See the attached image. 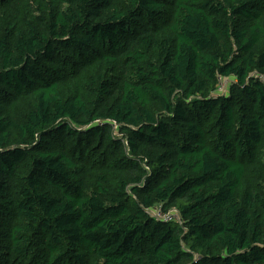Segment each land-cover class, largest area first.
Listing matches in <instances>:
<instances>
[{
    "label": "trees",
    "instance_id": "1",
    "mask_svg": "<svg viewBox=\"0 0 264 264\" xmlns=\"http://www.w3.org/2000/svg\"><path fill=\"white\" fill-rule=\"evenodd\" d=\"M0 264H264V0H0Z\"/></svg>",
    "mask_w": 264,
    "mask_h": 264
},
{
    "label": "built area",
    "instance_id": "2",
    "mask_svg": "<svg viewBox=\"0 0 264 264\" xmlns=\"http://www.w3.org/2000/svg\"><path fill=\"white\" fill-rule=\"evenodd\" d=\"M150 215L163 223L180 221L179 213L176 210L164 211L162 207H156L149 210Z\"/></svg>",
    "mask_w": 264,
    "mask_h": 264
},
{
    "label": "rangeland",
    "instance_id": "3",
    "mask_svg": "<svg viewBox=\"0 0 264 264\" xmlns=\"http://www.w3.org/2000/svg\"><path fill=\"white\" fill-rule=\"evenodd\" d=\"M232 80L231 79H220V85H219V89L218 92L216 93L217 95L220 96H226L229 93V90L231 88V84H232ZM116 127V126H115ZM117 129V128H116ZM258 185V184H257Z\"/></svg>",
    "mask_w": 264,
    "mask_h": 264
}]
</instances>
